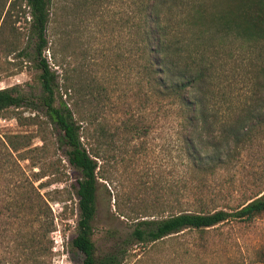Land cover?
I'll list each match as a JSON object with an SVG mask.
<instances>
[{
    "label": "trees",
    "instance_id": "16d2710c",
    "mask_svg": "<svg viewBox=\"0 0 264 264\" xmlns=\"http://www.w3.org/2000/svg\"><path fill=\"white\" fill-rule=\"evenodd\" d=\"M53 3L0 0V54L17 52L34 60L41 88L36 97L17 85L1 88L0 112L40 106L58 130L70 164L80 172L72 245L83 254L82 264H123L128 247L134 244L155 243L185 230H209L231 219L253 221L264 214V188L230 210L210 208L205 201L207 191L215 186H220L219 193L226 187L243 186L244 172L254 178L245 180L254 186L264 181V0H131L124 20L130 39L131 101L120 105L123 93L113 98L118 88L91 85L85 89L86 107L76 111L64 95L72 97L79 88L61 84L45 54ZM140 105L142 113H138ZM155 109L159 118L176 123L180 166L193 175L191 185L181 188L192 189L195 199L179 201L166 216L148 213L146 205L131 207L122 214L133 221L132 232L98 256L93 220L100 178L109 179L102 165L116 157L131 164L147 150L144 141L132 144L154 132ZM118 113L122 114L116 117L124 118L112 131L106 119ZM1 143L0 178L9 174L14 180L0 186V246L4 249L0 264L12 259L20 264L37 262L39 241L31 235L25 238L22 231L29 228V219L44 224L42 214H47L52 232L55 216L32 177L10 173L13 154ZM165 206L155 204L154 208ZM18 224L14 239L12 229ZM31 247L35 249L28 255ZM13 250L17 256H12Z\"/></svg>",
    "mask_w": 264,
    "mask_h": 264
},
{
    "label": "rangeland",
    "instance_id": "374dc122",
    "mask_svg": "<svg viewBox=\"0 0 264 264\" xmlns=\"http://www.w3.org/2000/svg\"><path fill=\"white\" fill-rule=\"evenodd\" d=\"M130 11L131 0H54L47 31L49 48L45 54L59 74L61 84L66 87L73 83L79 88L76 93L72 91V97L64 95L75 111L86 107L85 89L91 85L118 88L113 98L122 92L120 105L123 102L126 106L131 101L130 39L128 25L124 24ZM0 71V89L17 85L29 96L40 93V70L34 60L17 52L0 54ZM139 107L138 113H142V106ZM120 114L107 116L112 131L124 118L116 117ZM154 117V132L132 144L139 146L144 141L145 152L139 153L131 164L129 160L118 162L116 157L102 165L109 179L100 178L98 211L93 220L98 256L113 249L132 232L133 221L122 214L131 207L146 205L148 213L166 216L175 211L172 207L179 201L187 203L195 199L192 189L181 188L186 183L191 185L193 175L180 166L176 123L159 118L156 109L151 115ZM58 138V130L40 106L24 105L0 112L1 146L13 154V165L8 170L16 177V173L22 172L32 177L55 216L52 232L47 214H42L44 224L29 219V228L22 234L25 238L36 237L40 246L28 251L30 255L35 249L37 262L29 260L26 264H82L83 261V254L72 245L78 219L76 185L80 172L70 164L66 148ZM261 150L264 155V148ZM22 155L28 158L22 159ZM5 175L0 178L1 187L14 180ZM242 177L254 179L245 172ZM245 180L243 186L231 190L226 187L220 193V186L210 188L207 205L234 209L255 198L264 188V181L254 186ZM163 203L165 208H154L155 204ZM20 227L18 224L12 229L14 239ZM3 251L0 246V253ZM17 255L13 250L12 256ZM7 264L20 263L12 259ZM123 264H264V214L253 221L231 219L209 230H185L155 243L134 244L128 247Z\"/></svg>",
    "mask_w": 264,
    "mask_h": 264
}]
</instances>
